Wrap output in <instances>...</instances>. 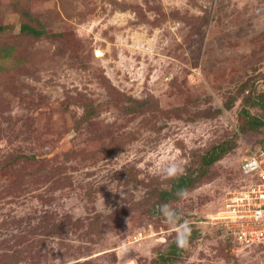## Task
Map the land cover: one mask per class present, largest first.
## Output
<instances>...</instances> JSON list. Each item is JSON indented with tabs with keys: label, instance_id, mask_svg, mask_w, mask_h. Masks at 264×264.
<instances>
[{
	"label": "rangeland",
	"instance_id": "rangeland-1",
	"mask_svg": "<svg viewBox=\"0 0 264 264\" xmlns=\"http://www.w3.org/2000/svg\"><path fill=\"white\" fill-rule=\"evenodd\" d=\"M0 28V264H259L210 221L264 136V0H0Z\"/></svg>",
	"mask_w": 264,
	"mask_h": 264
},
{
	"label": "built area",
	"instance_id": "built-area-1",
	"mask_svg": "<svg viewBox=\"0 0 264 264\" xmlns=\"http://www.w3.org/2000/svg\"><path fill=\"white\" fill-rule=\"evenodd\" d=\"M262 141L241 163L240 172L247 179L244 189L210 221L238 249H253L259 264H264V136Z\"/></svg>",
	"mask_w": 264,
	"mask_h": 264
},
{
	"label": "trees",
	"instance_id": "trees-1",
	"mask_svg": "<svg viewBox=\"0 0 264 264\" xmlns=\"http://www.w3.org/2000/svg\"><path fill=\"white\" fill-rule=\"evenodd\" d=\"M2 29L0 28V31ZM20 33L24 34L26 36H34V37H39L41 36L42 32H40L39 30H36L35 28H33L32 26L28 25V24H22L20 26ZM14 48H12L11 46H8L6 44H3L2 42L0 43V62L2 60H7L11 57L14 56ZM259 82H264V80H260ZM251 121L255 124L254 126H260L263 123L259 122L256 119H251ZM228 143L223 142L221 144L215 145L213 147H211L208 151H206V153L203 155L202 158V162H203V166L204 167H210L211 165H213L214 163H216L217 161H219L225 154L228 153V151H230L231 149H233V147L231 145H227ZM196 178L192 176V174H185V175H179L176 176L172 183L171 186L169 188V190H165L160 192V198L161 201L163 203H168V202H176L179 201L182 197V195L190 188L193 187V185L195 184ZM177 223L180 225L183 223L182 219H178ZM228 242L233 244L229 238H227ZM235 246V244H233V247ZM178 251V248L175 247L173 248H168V250H166V258L173 256L176 252ZM165 258V259H166Z\"/></svg>",
	"mask_w": 264,
	"mask_h": 264
},
{
	"label": "clouds",
	"instance_id": "clouds-1",
	"mask_svg": "<svg viewBox=\"0 0 264 264\" xmlns=\"http://www.w3.org/2000/svg\"><path fill=\"white\" fill-rule=\"evenodd\" d=\"M183 170L181 168H179L176 165H172L169 169H168V174L170 176H175L178 175L179 173H181ZM161 212L163 213V215L168 218L169 220H174L175 219V215H174V210H172L168 205H162L161 206ZM186 243V241H185Z\"/></svg>",
	"mask_w": 264,
	"mask_h": 264
},
{
	"label": "crops",
	"instance_id": "crops-1",
	"mask_svg": "<svg viewBox=\"0 0 264 264\" xmlns=\"http://www.w3.org/2000/svg\"><path fill=\"white\" fill-rule=\"evenodd\" d=\"M262 143H263V141H261V144H262ZM261 144H260V145H261ZM260 145H259V146H260ZM256 149H257V148H256Z\"/></svg>",
	"mask_w": 264,
	"mask_h": 264
},
{
	"label": "water",
	"instance_id": "water-1",
	"mask_svg": "<svg viewBox=\"0 0 264 264\" xmlns=\"http://www.w3.org/2000/svg\"><path fill=\"white\" fill-rule=\"evenodd\" d=\"M98 54V53H97Z\"/></svg>",
	"mask_w": 264,
	"mask_h": 264
}]
</instances>
